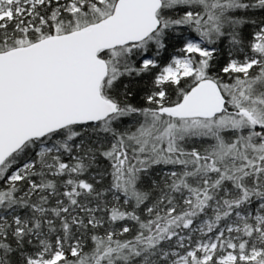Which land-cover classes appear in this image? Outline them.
Returning <instances> with one entry per match:
<instances>
[{"label": "snow or ice", "instance_id": "obj_1", "mask_svg": "<svg viewBox=\"0 0 264 264\" xmlns=\"http://www.w3.org/2000/svg\"><path fill=\"white\" fill-rule=\"evenodd\" d=\"M0 264H264V0H0Z\"/></svg>", "mask_w": 264, "mask_h": 264}]
</instances>
